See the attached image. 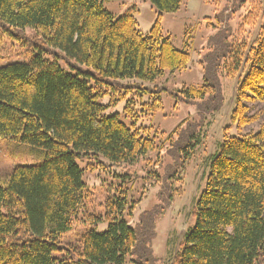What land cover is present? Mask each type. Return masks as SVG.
I'll return each mask as SVG.
<instances>
[{"label": "trees", "instance_id": "trees-1", "mask_svg": "<svg viewBox=\"0 0 264 264\" xmlns=\"http://www.w3.org/2000/svg\"><path fill=\"white\" fill-rule=\"evenodd\" d=\"M104 1L0 0V33L28 46L27 60L0 65V137L44 154L40 164L16 166L0 183V264H157L155 213L144 211L130 225L135 202L122 184L109 189L102 217L87 215L91 224L78 244L60 241L91 193L78 161L132 164L155 147V135L137 125L134 106L135 97L147 95L151 100L139 111L152 115L161 107L159 90L124 81L154 82L186 69L190 60L160 23L184 0H149L158 17L147 34L137 28L136 6L115 17ZM249 6L242 24L255 25L263 17L258 34L250 45L235 41L223 64L230 77L247 65L230 119L238 131L263 111L250 113L249 105L264 104V11L260 0ZM26 28L36 31L32 42L23 35ZM209 79L182 88L181 100L198 103L202 113L218 111L220 85ZM122 101L123 115L108 111ZM228 127L209 158L193 207L195 223L170 264H264V121L257 131L233 135ZM99 222L107 228L97 231Z\"/></svg>", "mask_w": 264, "mask_h": 264}, {"label": "rangeland", "instance_id": "rangeland-1", "mask_svg": "<svg viewBox=\"0 0 264 264\" xmlns=\"http://www.w3.org/2000/svg\"><path fill=\"white\" fill-rule=\"evenodd\" d=\"M242 1L184 0L179 10L161 16L163 34L169 36L175 48L190 54L186 69L167 72L149 83L124 81L138 82L159 90L161 107L152 115L146 116L139 111L143 104L150 102L147 95L135 97L134 106L139 116L137 125L148 127L149 134L155 135V147L132 164L105 163L103 167L92 161H78L79 166L85 168L83 180L91 193L84 207L77 213L72 228L60 237L63 244L79 243L83 231L91 224L87 215L102 217L109 189L122 184L128 190L129 200L135 202L132 215L127 217L128 223L135 225L142 212L153 210V255L158 259L157 264H170L171 256L177 250L184 232L195 223L193 207L205 184L209 158L215 152L218 141L223 138L225 127L229 126L227 134L233 135L257 131L264 121V104L260 102L249 105L250 113L259 112L257 110L260 108L263 110L255 123L238 131L236 124L230 120L238 83L247 71V65L244 64L236 75L227 76L223 68L227 50L235 41L252 44L263 21V17H260L255 25H243L250 0H244L241 4ZM260 1L264 11V0ZM103 5L115 17L136 6L134 16L137 28L143 34L150 31L158 17L157 9L149 0H106ZM23 35L31 40L36 31L26 28ZM1 37L0 65L27 60L28 46L22 40L6 34ZM55 51L60 56L61 65L68 67L65 56L59 50ZM210 77L217 85L219 82L223 97L218 111L202 113L198 103L181 100L182 88L200 86L204 78L210 80ZM103 102H107V98ZM124 105V101L119 102L108 111H117L123 115ZM177 126L180 129L173 134ZM43 159V150L14 138L0 137V183H6L16 166L40 164ZM165 179L168 180L167 184H164ZM166 200L169 202L165 203ZM107 225V222H99L96 229L103 231ZM125 264L134 263L127 260Z\"/></svg>", "mask_w": 264, "mask_h": 264}]
</instances>
